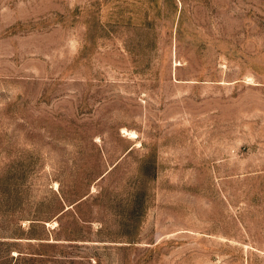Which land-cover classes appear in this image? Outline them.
<instances>
[{
    "label": "rangeland",
    "instance_id": "1",
    "mask_svg": "<svg viewBox=\"0 0 264 264\" xmlns=\"http://www.w3.org/2000/svg\"><path fill=\"white\" fill-rule=\"evenodd\" d=\"M0 264H264V0H0Z\"/></svg>",
    "mask_w": 264,
    "mask_h": 264
}]
</instances>
